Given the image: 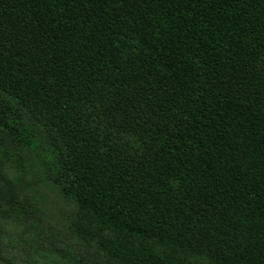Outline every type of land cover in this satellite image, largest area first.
I'll return each instance as SVG.
<instances>
[{
  "label": "trees",
  "instance_id": "trees-1",
  "mask_svg": "<svg viewBox=\"0 0 264 264\" xmlns=\"http://www.w3.org/2000/svg\"><path fill=\"white\" fill-rule=\"evenodd\" d=\"M0 264H264V0H0Z\"/></svg>",
  "mask_w": 264,
  "mask_h": 264
}]
</instances>
